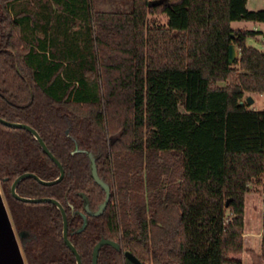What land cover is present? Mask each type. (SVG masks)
Masks as SVG:
<instances>
[{
	"label": "trees",
	"instance_id": "trees-1",
	"mask_svg": "<svg viewBox=\"0 0 264 264\" xmlns=\"http://www.w3.org/2000/svg\"><path fill=\"white\" fill-rule=\"evenodd\" d=\"M248 1L132 0L107 13L91 0H0V118L37 132L64 170L52 186L22 180L17 195L60 203L79 229L83 196L96 210L105 194L73 142L110 188L102 216L71 236L82 264L101 237L141 264H264V110L240 106L264 97V51L246 45L261 33L231 29L264 24ZM27 173L59 177L30 133L0 124V187L28 234L27 264H76L56 207L11 195ZM98 264L122 253L104 247Z\"/></svg>",
	"mask_w": 264,
	"mask_h": 264
},
{
	"label": "water",
	"instance_id": "water-1",
	"mask_svg": "<svg viewBox=\"0 0 264 264\" xmlns=\"http://www.w3.org/2000/svg\"><path fill=\"white\" fill-rule=\"evenodd\" d=\"M238 58V52L237 49L234 45H230L228 48V64L233 65ZM254 99L252 97H248L245 101L240 102V106L247 105L248 107H251L254 104ZM0 124L11 128V129H19V130H25L28 133L31 134V136L34 138L35 141L39 144L41 150L43 153L57 166L59 170V177L56 178L53 181H43L39 179L36 175L34 174H23L19 176L13 183L11 187V194L12 196L22 202L25 203H51L55 205L59 211L61 212L62 218H63V239L66 244V246L71 250V252L74 254L76 258V264H81V260L79 258V255L77 254V251L74 249V247L71 245L69 240L67 239V228H66V217L65 213L60 206V204L52 199L48 198H41V199H28V198H22L19 197L16 193V186L18 183H20L22 180L31 178L37 181L39 184L44 185V186H52L55 184H58L59 182L62 181L64 178V170L61 164L57 161V159L48 151L46 145L40 138V136L35 132L33 129H31L29 126L21 124V123H9L3 119L0 118ZM81 152L77 149V146L75 144L74 151L71 153L72 155L75 153ZM89 158L90 160V171H91V176L94 182L105 192V200L103 203L99 206V209L96 213H94V216H98L102 214L104 209L106 208L109 199H110V188L109 186L103 182L98 176L97 173V168H96V163H95V156L87 151H83ZM86 211L90 213L88 206H86ZM83 220L85 221L86 218L83 216ZM22 236V235H21ZM103 245H111L115 246L112 242L101 240L94 248L93 254H92V264H97V256H98V251ZM116 247V246H115ZM0 264H25L19 245L16 240V236L13 231V227L9 218V214L4 202V199L1 195L0 192Z\"/></svg>",
	"mask_w": 264,
	"mask_h": 264
},
{
	"label": "rangeland",
	"instance_id": "rangeland-1",
	"mask_svg": "<svg viewBox=\"0 0 264 264\" xmlns=\"http://www.w3.org/2000/svg\"><path fill=\"white\" fill-rule=\"evenodd\" d=\"M92 7L97 12H107V13H129L132 9V0H91ZM249 10H264V0H249L248 1ZM155 21L158 23H164V18L156 16ZM256 27H258L256 29ZM231 29L233 31H256L261 33L260 36L255 39H248L246 45L256 48L258 50L264 51V24H256L251 22H237L231 24ZM256 29V30H255ZM237 49V48H236ZM238 58L240 57V51L237 49ZM219 86H225V84H219ZM248 97L254 99V104L249 107L257 111L264 110V97L255 94H244L245 101ZM251 191H260V187L255 185L250 187Z\"/></svg>",
	"mask_w": 264,
	"mask_h": 264
},
{
	"label": "flooded vegetation",
	"instance_id": "flooded-vegetation-1",
	"mask_svg": "<svg viewBox=\"0 0 264 264\" xmlns=\"http://www.w3.org/2000/svg\"><path fill=\"white\" fill-rule=\"evenodd\" d=\"M67 134V133H66ZM74 143V148H75V144H76V146H77V149L79 150V151H81V152H78V153H75V154H79V153H81V154H85L83 151H87V152H89L88 150H85V149H79V147H78V144H77V142H73ZM74 151V150H73ZM72 151V152H73ZM71 152V153H72ZM91 153V152H90ZM86 155V154H85ZM86 157L88 158V156L86 155ZM88 160H89V158H88ZM89 162H90V160H89ZM95 163H96V157H95ZM90 173H91V171H90ZM31 174V173H30ZM21 176V175H20ZM18 178V177H17ZM14 183V182H13ZM19 184V183H18ZM13 185V184H12ZM12 185H11V187H12ZM16 188H17V186H16ZM10 191H11V189H10ZM103 191V190H102ZM0 192H1V195H2V197H3V193H2V191H1V187H0ZM104 192V191H103ZM104 194H105V192H104ZM12 195V194H11ZM84 197V199L86 200V203H85V206H84V209H83V211L82 212H79V213H75V212H73V214H72V217L74 216V215H78L79 217H80V219H81V226L79 227V229H77V230H72V231H70L69 232V230H68V221H67V216H66V213H65V211H64V209H63V207L61 206V204H60V206L62 207V209H63V211H64V213H65V217H66V228H67V239L69 240V242L71 243V245L73 246V244H72V242H71V236H73L74 234H80L84 229H85V227H86V224H87V220H88V218H90V217H92V218H98V217H100V216H102V214L104 213V211H105V209H104V211L102 212V214H100V215H98V216H94L93 214L94 213H96L97 211H98V209H99V206L103 203H101L98 207H97V209L96 210H92L91 209V207H90V205H89V202L87 201V198L85 197V196H83ZM14 198V197H13ZM3 199H4V197H3ZM15 199V198H14ZM17 200V199H16ZM104 200H105V198H104ZM110 200V199H109ZM19 201V200H18ZM4 202H5V200H4ZM51 204V203H50ZM5 205H6V203H5ZM53 205V204H52ZM108 205V204H107ZM55 206V205H54ZM86 206H88V209H89V211H90V213L91 214H89L87 211H86ZM56 207V206H55ZM107 207V206H106ZM6 208H7V211H8V214H9V218H10V221H11V224H12V227H13V231H14V234H15V236H16V240H17V243H18V245H19V248H20V251H21V254H22V257H23V260H24V263L25 264H27V260H26V257H25V255H24V249H23V247H24V242L27 240V238H28V234L27 233H25V232H18L17 230H16V228H15V226H14V224H13V222H12V219H11V216H10V212H9V210H8V207H7V205H6ZM56 209L59 211V209L56 207ZM71 209H72V207H71ZM72 211H73V209H72ZM59 213H60V215H61V212L59 211ZM83 216L86 218V220L84 221L83 220ZM61 222H62V240H63V243H64V245H65V247L71 252V250L66 246V244H65V242H64V239H63V218H62V215H61ZM22 235V236H21ZM101 240H105V241H109V242H112L113 244H115V246H111V245H103L100 249H99V251H98V256H97V264H98V257H99V253H100V250L102 249V248H104V247H109V248H112L115 252H117V253H122V258H123V264H141L137 259H135L132 255H130L129 253H123L122 252V248H121V246H120V244H118V243H116V242H114V241H111V240H108V239H105V238H103V237H101L100 238V240L95 244V246L101 241ZM95 246L93 247V249H92V252H91V264H92V254H93V250H94V248H95ZM74 247V246H73ZM74 249H75V247H74ZM76 250V249H75ZM77 251V250H76ZM72 253V252H71ZM73 254V253H72ZM77 254H78V252H77ZM79 255V254H78ZM73 256H74V254H73ZM74 258H75V256H74ZM79 258H80V256H79ZM81 260V259H80ZM75 262H76V258H75ZM82 264V263H81Z\"/></svg>",
	"mask_w": 264,
	"mask_h": 264
},
{
	"label": "crops",
	"instance_id": "crops-1",
	"mask_svg": "<svg viewBox=\"0 0 264 264\" xmlns=\"http://www.w3.org/2000/svg\"><path fill=\"white\" fill-rule=\"evenodd\" d=\"M247 8H248V4H247ZM100 12H101V11H100ZM257 28H258V27H256V29H257ZM256 29H255V30H256ZM253 31H254V30H253Z\"/></svg>",
	"mask_w": 264,
	"mask_h": 264
}]
</instances>
